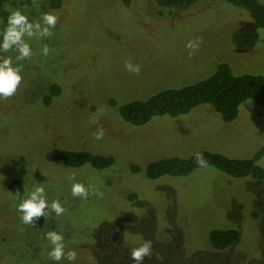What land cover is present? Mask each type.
Wrapping results in <instances>:
<instances>
[{"label":"rangeland","instance_id":"1","mask_svg":"<svg viewBox=\"0 0 264 264\" xmlns=\"http://www.w3.org/2000/svg\"><path fill=\"white\" fill-rule=\"evenodd\" d=\"M57 1L0 0L1 49L10 12L18 9L33 23L42 24L44 13L58 18L51 36L24 37L30 58L17 61L15 46L6 52L13 67L23 66V79L12 97L0 98V264H135L130 251L145 241L152 255L143 264H264V178H236L213 166L157 180L143 172L152 161L202 150L253 157L264 146V106L244 102L229 123L208 104L139 126L120 115L122 105L201 81L220 63L264 75V30L260 43L237 49L233 32L253 21L223 0L180 9L156 0ZM129 62L139 74L125 67ZM52 84L62 93L47 105ZM54 148L111 155L115 162L106 169L66 167L47 160ZM258 163L264 168V157ZM134 164L142 171H132ZM15 180L23 185L19 197L9 189ZM73 183L89 189L87 199L73 197ZM41 186L48 204L59 200L65 212L57 216L49 207L41 221L26 225L18 205ZM225 228L240 238L217 250L208 235ZM48 231L63 235L75 261L50 259Z\"/></svg>","mask_w":264,"mask_h":264},{"label":"trees","instance_id":"2","mask_svg":"<svg viewBox=\"0 0 264 264\" xmlns=\"http://www.w3.org/2000/svg\"><path fill=\"white\" fill-rule=\"evenodd\" d=\"M204 0H156L164 9H180L191 7ZM234 7L244 9L253 21V26L241 24L232 34V43L237 49H249L262 41L264 30V2L260 0H223ZM60 1H57V5ZM0 57L7 58L6 52L0 48ZM62 93L58 84H52L43 102L47 105ZM250 101L264 106V75L236 72L230 64L220 63L213 74L201 81L176 88H165L146 100H132L120 107V115L134 125H144L155 116L176 117L189 113L201 104L211 105L221 114L224 122L229 123L238 117L239 107ZM112 105L114 102L111 100ZM202 153L208 166H213L232 177H252L255 180L264 178V168L258 161L264 157V146L251 158L232 159L219 153L198 151ZM195 153V154H196ZM195 154L189 158L166 157L148 163L144 169L148 179L157 180L162 177L178 178L186 176L196 169L202 168L195 162ZM47 160L60 162L66 167L77 168L89 164L95 169L111 167L115 159L111 155L93 153L89 150H69L54 148L47 154ZM135 173L142 171L136 164L131 166ZM9 189L16 194L23 193L20 181H13ZM131 196V195H130ZM133 198H137L133 194ZM41 221V218H38ZM240 238L235 228L214 229L208 239L217 250H225L234 245Z\"/></svg>","mask_w":264,"mask_h":264},{"label":"clouds","instance_id":"3","mask_svg":"<svg viewBox=\"0 0 264 264\" xmlns=\"http://www.w3.org/2000/svg\"><path fill=\"white\" fill-rule=\"evenodd\" d=\"M35 3V0H33ZM41 22H29L26 15L22 14L20 10L10 12L7 21V27L3 30L2 35L4 37L2 44V51L8 52L13 49L19 53L16 56L17 61H23L26 58H30L32 51L30 45L25 42L24 37L27 36L32 38L33 36L48 37L52 35L50 31L57 24V17L51 13H44L42 15ZM191 48V43L187 45ZM49 48L47 46L43 49V54L47 56ZM13 61L11 57H0V98L12 97L19 85L22 82L23 77L20 75L22 71V65L12 66ZM129 71H133L137 74L140 72L139 65L133 66L130 62L125 65ZM93 123L96 121L93 120ZM95 139L101 140L104 136V130L101 128L95 134ZM195 162L202 168L208 167V162L204 159L202 153L195 154ZM74 179V178H73ZM72 195L73 197H80L87 199L89 195V189L82 183L72 184ZM93 193L98 196H103L102 192L93 189ZM20 193H16V197H19ZM55 212L57 216L62 215L65 212L64 207L61 205L59 200H53L51 205L48 204L45 190L41 187H36L28 196L23 199L18 205V211L22 213L21 221L26 225H34V218L45 216V209L49 208ZM46 239L51 242L54 246L52 251L49 252L50 259L54 261H60L66 258L72 262L76 259V252L69 250L67 253L64 251V237L58 234L56 231H48L46 233ZM152 255V242L145 241L140 247L134 248L130 251V258L135 264H143L145 257H151Z\"/></svg>","mask_w":264,"mask_h":264}]
</instances>
